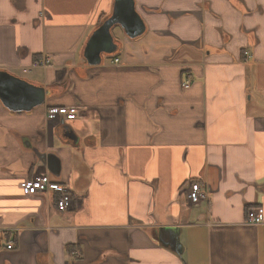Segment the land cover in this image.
<instances>
[{"label":"crops","instance_id":"1","mask_svg":"<svg viewBox=\"0 0 264 264\" xmlns=\"http://www.w3.org/2000/svg\"><path fill=\"white\" fill-rule=\"evenodd\" d=\"M115 1L0 0V70L48 91L30 113L0 105V264H264L247 223L264 213V0H134L146 31L113 28L91 65ZM43 173L54 187L30 194Z\"/></svg>","mask_w":264,"mask_h":264},{"label":"water","instance_id":"2","mask_svg":"<svg viewBox=\"0 0 264 264\" xmlns=\"http://www.w3.org/2000/svg\"><path fill=\"white\" fill-rule=\"evenodd\" d=\"M117 25L124 29L129 38L136 39L144 34L146 26L136 11L134 0H116L112 15L93 32L84 52L89 64H101L104 55L117 52L112 34V29ZM47 94L44 86L0 70V102L8 111L30 113L45 104ZM49 159L55 163L54 155L49 156ZM54 174L59 175V172L56 170Z\"/></svg>","mask_w":264,"mask_h":264},{"label":"built area","instance_id":"3","mask_svg":"<svg viewBox=\"0 0 264 264\" xmlns=\"http://www.w3.org/2000/svg\"><path fill=\"white\" fill-rule=\"evenodd\" d=\"M51 59L49 57H44L37 60L33 67L34 68H48L51 65ZM115 62H119V59H115ZM189 81L185 83V87H189ZM47 119L56 120L58 118L64 117V119L71 120L74 119L76 114L73 109L67 107H51L47 110ZM54 187L53 182L48 175V173H43L36 175L28 184V192L30 194H37L39 192L51 191ZM208 190L204 189L200 183H191L188 188V198L193 205H199L204 201L209 199ZM75 197L72 193L66 189L60 190V197L57 201V207L60 211H69L75 206ZM247 223L250 225H257L264 223V213L261 210L250 209L247 213ZM15 244L13 242L8 243L7 248L13 249ZM74 254H79L75 252Z\"/></svg>","mask_w":264,"mask_h":264},{"label":"rangeland","instance_id":"4","mask_svg":"<svg viewBox=\"0 0 264 264\" xmlns=\"http://www.w3.org/2000/svg\"><path fill=\"white\" fill-rule=\"evenodd\" d=\"M123 28L120 26V25H117L116 27H114L113 29V33H115L118 37H123ZM0 105H1V102H0Z\"/></svg>","mask_w":264,"mask_h":264}]
</instances>
